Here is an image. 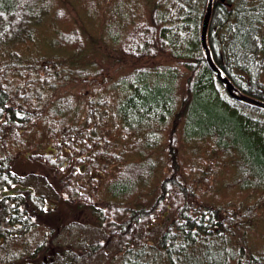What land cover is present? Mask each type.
Masks as SVG:
<instances>
[{
	"label": "trees",
	"instance_id": "16d2710c",
	"mask_svg": "<svg viewBox=\"0 0 264 264\" xmlns=\"http://www.w3.org/2000/svg\"><path fill=\"white\" fill-rule=\"evenodd\" d=\"M75 1L84 6L85 15L93 11L102 17L108 14L117 19L110 20L107 30L102 27L117 43V52L109 53L112 57L109 63H117V53L135 58L155 57L169 50L174 60L186 64L189 72L184 75L173 62L154 67L146 64L133 67L131 73L116 82L109 67L88 69L86 61L79 58L84 49V27L81 31L58 30L57 41L62 40L53 46L66 50V46L74 44V52L63 56L70 59H64L65 67L52 61L59 59L58 55L44 58L41 63L36 56L21 54L19 45L34 36L36 24L49 12L52 14L51 9L58 0H0V233L3 240L18 231L37 229L40 224H44L41 227L47 235L52 232L57 235L62 227L56 218L61 209L52 204L43 190L25 184L26 166L37 160L49 163L53 159L55 163L58 152L67 154L80 145L83 149L78 150V155L83 158L105 155L104 152L110 150L108 154L115 160L116 152L111 153L112 145L100 130H93L90 142L83 140L93 122L96 127L101 125L100 121L110 125L112 117L119 118L115 129L120 128L124 137L133 136L137 145L142 138L147 148L153 145V136L158 140V130L169 126L167 122L173 118L174 132L182 133L183 139L194 142L195 146L199 144L197 151L207 160L202 167L204 171L211 172L215 165L211 161L215 159L218 165L221 161L222 168L231 162L235 164L230 178L234 188L244 192L257 188L264 191V107L230 96L210 67L201 41L208 0H147V9H144L146 3L137 0ZM116 14L122 15L117 18ZM60 15L62 13H56L57 17ZM123 23L131 28L126 31ZM112 26L114 28L110 29ZM207 41L214 61L230 80L243 93L264 101V0H214ZM60 50L62 48H57ZM98 62L94 61L93 65ZM39 70L45 73L40 74ZM73 74L82 79L102 75L93 86L95 96L91 103L113 105L112 116L102 115L96 105L81 109L82 99L75 103L72 96L65 95V101L59 96L51 103L56 123L46 122L40 114L45 103L41 99L44 91L53 88L57 80ZM112 99H116V103H112ZM81 110L86 111V117H81ZM75 113L77 115H73ZM178 117L184 118L182 130L176 128ZM38 123L41 131L36 135ZM100 142L103 145L96 148ZM87 145L89 149H84ZM219 151L225 153L218 157ZM78 160L77 170L82 172L86 165L82 158ZM196 165L191 162L189 166ZM128 173L123 170L113 177L117 180L109 190L114 197L122 198L134 186L136 180ZM89 179L94 182L99 175L91 172ZM82 190L68 181L59 186V197L72 205L78 201L79 209L86 205L100 227L106 230L103 239L91 242L89 253L72 257L74 262L98 255L107 242L116 239L119 247L112 257L118 254L119 259L115 264H262L256 255L243 253L240 241L227 234L231 228L244 223L241 229L245 238L248 235L245 225L252 222L247 217L251 218L256 207L238 204L225 210L221 201L203 198L207 206L198 204L199 209L193 212L198 191L188 179L183 180L175 172L162 180L159 196L172 202L156 207L169 218L168 225L155 218L153 210L123 205L121 199L84 197ZM64 191L67 198L61 194ZM255 195L254 192L247 194L248 197ZM116 208H122L125 217L117 219ZM173 208L177 213H173ZM157 224L162 227L161 231L154 230ZM55 246L61 247L56 243Z\"/></svg>",
	"mask_w": 264,
	"mask_h": 264
},
{
	"label": "rangeland",
	"instance_id": "374dc122",
	"mask_svg": "<svg viewBox=\"0 0 264 264\" xmlns=\"http://www.w3.org/2000/svg\"><path fill=\"white\" fill-rule=\"evenodd\" d=\"M137 1L147 4L144 9H147L149 6V1L147 0ZM77 2L75 0H58L57 4H54L51 9L53 11L52 14L49 12V15L43 16L44 19L36 24L34 36L19 45V52L25 56H32V58L36 56V60L41 63L44 58H53L55 55H58L59 59H52V61H56L65 67L64 59L66 61L69 58H63V56L74 52V44L66 46V50L63 47L53 46L59 45L58 41L62 40L58 39L57 41L59 36L58 30L62 29L68 32L76 29L81 31L83 30L82 27H84L86 29L83 33L84 49L83 54L79 58L86 61L88 69H96L103 66L109 67L110 74L114 80H117L116 82L131 73L134 70L133 67L146 64L153 65L151 67H154L156 64L173 62L174 67H179L184 75L189 72L186 64L174 60L169 50H163L165 52H160L155 57L143 56L135 58L133 56H121L117 53V63H109L112 59L109 53L117 52L115 50L117 43L102 27L104 26L107 30L106 25H109L110 20L113 19L115 22L117 19L115 17L110 18L108 14L102 17L99 13L97 14L93 11L89 15H85L86 10L84 6ZM57 12L62 13V15L57 17ZM121 15L116 14V17L119 18ZM123 25L126 31L131 28L126 23H123ZM112 28L114 27H110V29ZM121 36L125 38L123 35ZM50 39L57 42L53 44ZM118 39L121 41V38L118 37ZM57 48H62V50L57 51ZM62 58L63 61L60 63ZM94 61L100 62L93 65ZM38 72L40 74L45 73L43 70H39ZM100 74H105V71L102 70ZM102 75L88 76L87 79H82L73 74L66 79L57 80V84L52 85L53 88H47L44 91L41 99L45 103L41 106L40 114L44 116L47 123L51 125L55 124L56 118L52 115L54 112L51 110V103L59 96L60 100H63L64 96L68 95L73 97L75 103L80 102L81 99L83 100L81 109H88L91 105H96L102 110V115L108 113V115L112 116L114 112L113 105L91 103V100L95 96V91H92L93 86L99 83ZM111 102L116 103V99H112ZM81 112V117L87 116L86 111L81 110ZM45 116H49L50 119H47ZM110 121V125L104 121H100L101 125H98L99 127H96L97 125L93 122L91 124L93 127L89 129L88 135L83 140L87 143L90 142L93 130H100L108 139L109 144L112 145L110 146L112 148L111 153L114 154L116 152L114 154L115 160L108 154L110 150H106L104 152L105 155L92 154L89 157L85 154L84 157H87L83 158L78 155V150L83 149V145H80L68 151L67 154L58 152L55 163L53 159L49 163L37 160L36 163L26 166L27 169L24 171L25 176L23 177L25 184L32 188L43 190L48 195L52 204L60 207L61 213L56 218L60 221L59 224H62V227H59L57 235H54L53 232L47 235L45 229L41 227L44 224H40L37 229L18 231L15 236H10L2 244L1 247L3 248L0 249V252H6L11 260L21 261V264H25L26 259H31L37 262V264H115L119 259L118 254L112 257L113 252L116 249L118 250L119 247V242L116 239L107 242L108 245H105L103 251L98 255L88 259L83 258V261L74 262L72 260L76 254L83 257L89 253L91 242L103 239L105 235L104 230L106 229L100 227L96 218L85 207L86 205L79 209L77 207L78 201H74L72 205L70 202H66V199H61L59 197V186L70 181L72 186L77 185L79 188H83L81 192L84 197L90 195L93 199L97 200L109 197L114 201L121 199L124 202L123 205L153 210L152 215L168 225L169 218L163 213V210L157 211L156 207H160L167 202H172V199L165 201L164 198L159 199V196L161 194L162 180L167 175L175 172L183 180L184 178L188 179L193 189L198 191L194 197L196 207L191 209L193 212L198 208V204L207 206L203 198L221 201L225 210L237 207L238 204L244 207H248V205L256 207L251 218L247 217L249 218L248 221L251 220L252 222L245 225V233L248 234L245 238L242 236L244 231L241 229L244 223L231 228L227 234L228 236L232 234L233 238L240 241L239 244L243 253L256 255L258 260L264 264V191H260L261 189L257 188L247 190L248 192L245 190L244 192L234 188L230 184L231 172L235 169L234 163L228 162V165L222 168L221 161L219 162L220 165H218V161L215 159V161H211L215 162V165L210 169L211 172L204 171L202 167L207 160L203 157V153L197 151L196 146L199 147V144L195 146L193 141L194 145L183 139L182 133L174 132V129H172L173 118L167 122L169 126L161 127L158 130L157 136L159 137L157 141L156 136L152 137L153 145L149 146V148L146 147L147 144L143 142L142 138H140L137 145L134 142L133 136L130 138L124 137L120 128L115 129V126L119 122L118 117H112ZM175 123L176 128L182 130L184 118L178 117ZM37 129H39V132L37 131L36 135L41 131L39 123L36 126ZM126 139L129 140L126 141ZM51 140H53L52 135ZM102 145L103 142H100V144H96V148ZM93 147L94 145L90 148L91 151ZM84 149H89V146H85ZM224 153L223 151H219L217 156L219 157ZM197 155L198 158L196 157ZM98 157H100V162L98 161ZM228 157L229 155L224 159L227 161ZM79 158H82L84 160L83 163L86 165V169L82 172L77 170V167L80 165ZM71 162L73 163L72 165H70ZM191 162L197 163L196 167L191 168L189 166ZM120 165L121 167H119ZM177 167H180V169H177ZM48 169L51 172H48ZM98 169L101 172H98ZM213 169L215 170L212 173ZM123 170L129 172L128 174L131 175L132 180L135 179L136 181L134 182V186L129 189L130 191L122 195V198L114 197L109 189L112 183L117 180L113 177L120 175ZM91 172L99 175V179L94 182L90 181ZM124 175L123 173L122 177ZM235 187L237 186L235 185ZM252 192L256 193V195L248 197L247 194H252ZM61 194L66 198L68 197L65 191L61 192ZM241 199L245 201L242 202ZM106 205L113 206L109 203ZM114 212L117 219L125 217V211L122 208H116ZM173 213H177L174 208ZM158 229L161 231L162 227L157 224L154 226V230L157 231ZM55 243L56 245H61V247L55 246Z\"/></svg>",
	"mask_w": 264,
	"mask_h": 264
},
{
	"label": "water",
	"instance_id": "95a60500",
	"mask_svg": "<svg viewBox=\"0 0 264 264\" xmlns=\"http://www.w3.org/2000/svg\"><path fill=\"white\" fill-rule=\"evenodd\" d=\"M212 6H213V0H208L206 13H205L203 24H202V32H201L202 45L205 49L206 58H207V61L210 65V67L216 73V75L218 76L220 81L224 84V86H225L227 92L230 94V96H232L238 100H241V101L250 102V103L256 104L258 106L264 107V101L256 99L254 97H251V96L243 93L230 80V78L223 71V69L221 67H219L216 64V62L214 61L212 54H211V51H210V48H209V45H208V41H207V31H208V26H209L211 14H212Z\"/></svg>",
	"mask_w": 264,
	"mask_h": 264
},
{
	"label": "flooded vegetation",
	"instance_id": "af4514ba",
	"mask_svg": "<svg viewBox=\"0 0 264 264\" xmlns=\"http://www.w3.org/2000/svg\"><path fill=\"white\" fill-rule=\"evenodd\" d=\"M4 226H5L4 223H2V227H4ZM2 234L3 233L1 232L0 233V237L1 236L3 237ZM2 237L0 238V249L3 248L1 246L6 241V240H3ZM0 262H1V264H21V261L19 262V261H13V260H11L10 257L7 256V253L6 252H0ZM25 264H37V262H34L31 259H26L25 260Z\"/></svg>",
	"mask_w": 264,
	"mask_h": 264
},
{
	"label": "bare ground",
	"instance_id": "6f19581e",
	"mask_svg": "<svg viewBox=\"0 0 264 264\" xmlns=\"http://www.w3.org/2000/svg\"><path fill=\"white\" fill-rule=\"evenodd\" d=\"M214 1V0H213ZM205 13H206V11H205ZM204 16H205V14H204ZM204 20V19H203Z\"/></svg>",
	"mask_w": 264,
	"mask_h": 264
}]
</instances>
